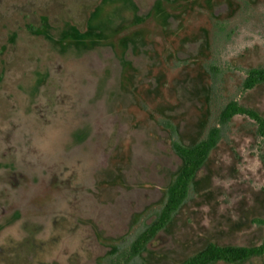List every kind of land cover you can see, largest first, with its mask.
<instances>
[{"label":"rangeland","instance_id":"374dc122","mask_svg":"<svg viewBox=\"0 0 264 264\" xmlns=\"http://www.w3.org/2000/svg\"><path fill=\"white\" fill-rule=\"evenodd\" d=\"M264 0H0V264H115L193 146L188 199L132 264L264 239ZM264 264V254L239 263Z\"/></svg>","mask_w":264,"mask_h":264},{"label":"trees","instance_id":"16d2710c","mask_svg":"<svg viewBox=\"0 0 264 264\" xmlns=\"http://www.w3.org/2000/svg\"><path fill=\"white\" fill-rule=\"evenodd\" d=\"M264 83V67L250 69L244 82L247 89ZM236 115H247L259 124L264 136V118L256 111L241 106L237 101H229L220 113V124L226 126ZM222 128L212 127L207 136L193 146L174 143V150L184 160V165L167 191V200L158 217L131 242L123 260L115 264H132L151 240L171 221L174 214L188 199L192 181L197 171L203 167L213 149L219 143ZM264 224V221H263ZM264 254V239L258 246L218 245L209 243L202 250L187 258L183 264H212L215 262L239 263Z\"/></svg>","mask_w":264,"mask_h":264}]
</instances>
